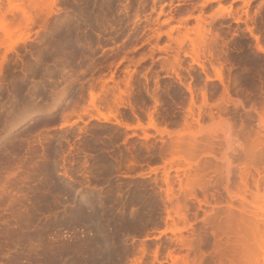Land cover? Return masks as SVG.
Wrapping results in <instances>:
<instances>
[{
    "label": "rangeland",
    "instance_id": "1",
    "mask_svg": "<svg viewBox=\"0 0 264 264\" xmlns=\"http://www.w3.org/2000/svg\"><path fill=\"white\" fill-rule=\"evenodd\" d=\"M0 264H264V0H0Z\"/></svg>",
    "mask_w": 264,
    "mask_h": 264
}]
</instances>
